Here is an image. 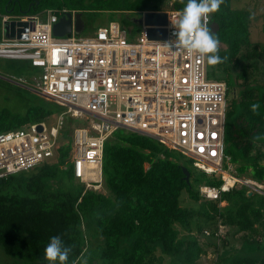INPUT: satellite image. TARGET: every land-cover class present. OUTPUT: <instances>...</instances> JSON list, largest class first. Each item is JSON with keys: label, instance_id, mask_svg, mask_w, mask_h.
<instances>
[{"label": "trees", "instance_id": "obj_1", "mask_svg": "<svg viewBox=\"0 0 264 264\" xmlns=\"http://www.w3.org/2000/svg\"><path fill=\"white\" fill-rule=\"evenodd\" d=\"M232 1L224 0L218 11L209 14V28L219 39L218 55L227 57L216 65L228 88L224 154L236 166V177L248 173L264 184V154L257 149L264 147V70L259 69L264 50L252 47L250 9L233 8ZM169 2L181 11L187 0H0V11L29 15L64 7L81 14L86 10L133 14L160 11ZM0 83L13 85L3 79ZM17 101L18 105L0 107V133L57 116L54 104L46 100ZM256 103L259 109L253 113L251 105ZM69 150L70 145L61 147L56 163L1 180L0 247L8 261L0 263L49 264L44 250L50 238L59 235L73 247L66 264H82V257L87 264H198L206 244L217 246V225L254 235L264 230L263 194L249 195L245 187H237L208 204L198 187L218 188L220 176L193 174L189 159L151 137L120 129L106 140L105 193L76 184L70 163L61 168ZM182 167L190 172L189 182ZM183 191L191 207L182 206ZM179 229L189 236L181 238ZM206 229L212 234L204 236ZM237 264L255 262L249 258Z\"/></svg>", "mask_w": 264, "mask_h": 264}, {"label": "built area", "instance_id": "obj_2", "mask_svg": "<svg viewBox=\"0 0 264 264\" xmlns=\"http://www.w3.org/2000/svg\"><path fill=\"white\" fill-rule=\"evenodd\" d=\"M140 11L142 20L135 41L117 22L99 27L91 37L74 31L63 37L52 29L75 10L45 9L37 14L1 17L4 22H23L32 29L23 38L0 39V59L26 61L37 70L29 80L16 75L4 78L10 84L36 93L66 110L53 119L0 133V180L27 173L59 157V149L70 145L67 162L73 176L85 190L102 184L104 143L113 132L125 130L151 137L192 161L195 169L219 175L217 187L201 185V198L219 200L222 193L245 187L249 194H263L264 184L236 177L224 154V126L228 109V88L224 80H210L207 57L189 56L170 47L177 10ZM147 12H165V40L148 39L150 27L143 23ZM210 24V17H209ZM17 31V29H16ZM70 124V140L58 144L64 134V116ZM41 128L40 130L38 128ZM225 202H220L224 205ZM223 226L221 224L217 225ZM222 230L214 234L218 239ZM204 235L212 234L204 230Z\"/></svg>", "mask_w": 264, "mask_h": 264}, {"label": "rangeland", "instance_id": "obj_3", "mask_svg": "<svg viewBox=\"0 0 264 264\" xmlns=\"http://www.w3.org/2000/svg\"><path fill=\"white\" fill-rule=\"evenodd\" d=\"M90 0H87L89 2ZM233 8H248L252 13V21L250 24V40L252 42V47H255L258 51L264 50V0H234L232 1ZM162 9H170L169 4L165 3ZM3 11H0V18L2 17ZM81 18L84 24L83 31L79 34L81 37H91L95 34L99 27L107 25L110 21H116L120 24L127 32V39L129 41H135L141 30V24L135 23L134 19H139L140 16L137 14L125 13V12H99L86 10L81 14ZM260 70H264V65H260ZM34 74H37V70L29 65L26 61H14L7 59H0V79L2 77L8 78L10 75H16L17 77H23L27 80ZM207 74L210 80H224L225 74L216 65L210 66L207 64ZM5 80V79H4ZM6 81V80H5ZM23 97L26 100H32L36 102H51L46 98L30 92L28 90H17L13 85H2L0 83V107L10 106L12 103L18 105L17 99ZM46 100V101H45ZM17 101V102H16ZM54 104L56 113L54 116L62 113L66 110V107L51 102ZM72 123V124H71ZM70 124L81 125L79 121H72L67 115L64 116V134L58 138V144H61L70 137L65 135L66 133H71ZM264 154V147H257ZM51 163H56L57 159L51 160ZM264 164V158L261 160ZM232 165L233 173H236L235 165ZM189 169L193 174L198 175L200 171L196 170L192 166ZM36 171V170H35ZM32 172V171H31ZM34 172V171H33ZM29 174V173H26ZM240 178L250 179L248 173H245ZM76 184L77 181H74ZM99 192L105 193L104 187L100 183L95 187ZM264 193V190H263ZM249 194V192H248ZM180 201L182 206L191 207L192 202L188 199V195L185 191L182 192ZM204 203V202H202ZM212 203L211 201L207 202ZM208 206V205H207ZM179 228V227H177ZM264 229V227H263ZM180 237L184 238L189 236L181 229ZM208 230V229H206ZM222 230L220 238L216 239V245L206 244V253L200 258L198 264H237L241 260L253 259L255 264H259L261 259L264 258V230H259V234H246L244 232H237L233 226L225 225L224 227L216 228L214 234L219 233ZM209 231V230H208ZM212 232V231H211ZM197 237H200L196 235ZM206 236V235H204ZM202 238V237H201ZM7 255L0 247V262H7ZM5 264V263H0Z\"/></svg>", "mask_w": 264, "mask_h": 264}, {"label": "clouds", "instance_id": "obj_4", "mask_svg": "<svg viewBox=\"0 0 264 264\" xmlns=\"http://www.w3.org/2000/svg\"><path fill=\"white\" fill-rule=\"evenodd\" d=\"M222 3L224 0H187L185 7L177 12V18L172 24L175 28V39L166 43L170 47L185 50L189 56H206L210 66L223 63L227 57L218 55L219 39L209 28V14L218 11ZM258 109V103L251 105L253 113ZM72 251L73 247L66 245L61 236L56 235L50 238L44 250V258L49 264H56L57 261L59 264H66ZM82 264H87L86 257H82Z\"/></svg>", "mask_w": 264, "mask_h": 264}, {"label": "water", "instance_id": "obj_5", "mask_svg": "<svg viewBox=\"0 0 264 264\" xmlns=\"http://www.w3.org/2000/svg\"><path fill=\"white\" fill-rule=\"evenodd\" d=\"M135 23L140 24L141 19H134ZM143 23L150 27H159V28H149L147 31L148 39L150 40H165L167 36V31L164 28L167 24V14L165 12H147L144 16ZM72 25L74 26V31L76 34H80L83 31L84 24L81 18V13H77L74 17V22H72V16L67 14L65 17L59 19V21L54 24L52 32L56 37H63L65 35L71 34ZM3 33L6 37L9 38H23L22 33L27 29H32L33 25L29 26L23 22H4ZM17 29V31H16ZM41 129L40 127L38 128ZM182 171L185 174L186 182H189L190 172L186 167H182ZM1 182V180H0ZM250 195V194H249Z\"/></svg>", "mask_w": 264, "mask_h": 264}]
</instances>
